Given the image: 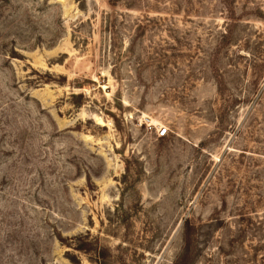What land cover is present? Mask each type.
<instances>
[{
	"label": "rangeland",
	"instance_id": "1",
	"mask_svg": "<svg viewBox=\"0 0 264 264\" xmlns=\"http://www.w3.org/2000/svg\"><path fill=\"white\" fill-rule=\"evenodd\" d=\"M0 264H264V0H0Z\"/></svg>",
	"mask_w": 264,
	"mask_h": 264
},
{
	"label": "built area",
	"instance_id": "2",
	"mask_svg": "<svg viewBox=\"0 0 264 264\" xmlns=\"http://www.w3.org/2000/svg\"><path fill=\"white\" fill-rule=\"evenodd\" d=\"M167 136H168L167 129H160V131H159V137L166 138Z\"/></svg>",
	"mask_w": 264,
	"mask_h": 264
}]
</instances>
